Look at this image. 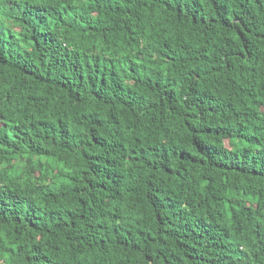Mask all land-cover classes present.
Here are the masks:
<instances>
[{"label":"trees","instance_id":"1","mask_svg":"<svg viewBox=\"0 0 264 264\" xmlns=\"http://www.w3.org/2000/svg\"><path fill=\"white\" fill-rule=\"evenodd\" d=\"M0 264H264V0H0Z\"/></svg>","mask_w":264,"mask_h":264}]
</instances>
